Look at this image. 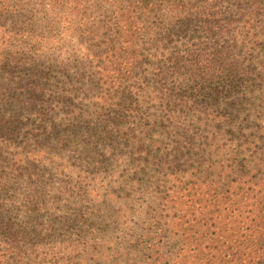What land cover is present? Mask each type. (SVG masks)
Returning <instances> with one entry per match:
<instances>
[{
    "label": "trees",
    "instance_id": "1",
    "mask_svg": "<svg viewBox=\"0 0 264 264\" xmlns=\"http://www.w3.org/2000/svg\"><path fill=\"white\" fill-rule=\"evenodd\" d=\"M0 34V264H264V0H0Z\"/></svg>",
    "mask_w": 264,
    "mask_h": 264
},
{
    "label": "rangeland",
    "instance_id": "2",
    "mask_svg": "<svg viewBox=\"0 0 264 264\" xmlns=\"http://www.w3.org/2000/svg\"><path fill=\"white\" fill-rule=\"evenodd\" d=\"M144 49H145L144 53H146V54L148 52L149 53L151 52V47H149L148 44L144 45ZM54 50H55V48L52 47V46H47L46 48H43L41 50L42 53L40 54L41 60H40L39 64L36 67H37V69H41L44 72V76H42L40 78V83L42 85L48 84V86H46L47 88H49V85H51V90L48 92L49 95L47 94L48 95L47 99L49 100L48 103L50 104V101L52 100L51 104L56 105L54 99L57 97V95L60 92H58L59 89H56L55 87H57V85H60L61 82L64 81L63 77L65 75H67V74H62L63 70L59 69L57 64L53 63L51 61V58H53L52 53L54 52ZM2 56L3 55H0V59H3ZM3 63L4 64L5 63L6 64H11L9 62L8 63L7 62H3ZM41 63H43L42 66H41ZM137 67L138 68L140 67V69L144 70V71H146V70H150L151 71L150 66L145 62V60H143ZM143 78H145L148 81V80H150L151 75L145 74V75H143ZM54 81H56V82L54 84H52ZM149 83H151V80L149 81ZM141 110H142L143 115L145 114V115L151 116V104L141 108ZM55 112H57V111L55 110ZM100 114H98V117H97L98 121L101 120V118H102V117H100ZM44 124L45 125H43V126H45L46 128L50 129L51 126H50L49 123H44ZM144 125H145V129L143 128L144 132L143 131L142 132L147 134L148 138L149 137L151 138V135H152V133H151V121L147 122ZM52 140H54L53 137H48L47 140H46L47 145L50 146V148H48V149H51V150H47V151L52 153V154L54 152L58 153L59 150H61L60 146H62V145H60V144H52L53 143ZM61 141H62V139H61ZM61 141L59 143H62ZM19 142L20 141H18L17 143H19ZM21 143H22V141L20 142V144ZM143 147L150 148V146H148V142H145L143 144ZM125 149L126 150L124 151L125 152L124 160H125V163L128 164V169H129V168H132L133 165H136L134 159H135V157L137 155V152H135V150L132 149V148H125ZM52 156L53 155H51V156H49L47 158H49L50 160H53ZM73 159H74V157H72L69 154V159L68 160L70 162H72ZM7 161L3 165L0 163V173L10 172V169H9L10 161H8V162ZM109 161L104 162V168L100 169L99 171H101V172H105V171L109 172L110 170H113L112 175H113V173H116L117 176L125 175V173L127 172L126 168L117 167L115 162H110L109 163ZM150 163H151V161H150ZM55 178H56V180H55ZM9 180H10L9 184H14L11 179H9ZM49 181H51V183H49V185L53 188V191L56 190L57 188L59 189V187H60V185H59L60 184L59 176H56V177H52L51 176L50 180H48V182ZM138 182H139V184H141L142 188L139 189L137 193H132L131 191H126V193L128 195L127 198H129L130 196H132V198H133V196H134V198L137 197V198H139L141 200V197H143L144 195H148L149 196L151 194V192H150V187H151V166L146 170V174L143 177H141ZM144 197H146V196H144ZM116 237L117 236L114 235V240H116L117 243H118L119 240Z\"/></svg>",
    "mask_w": 264,
    "mask_h": 264
}]
</instances>
